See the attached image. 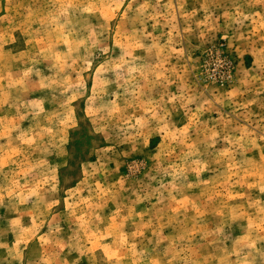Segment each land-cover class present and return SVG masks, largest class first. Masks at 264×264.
<instances>
[{"label":"rangeland","instance_id":"rangeland-1","mask_svg":"<svg viewBox=\"0 0 264 264\" xmlns=\"http://www.w3.org/2000/svg\"><path fill=\"white\" fill-rule=\"evenodd\" d=\"M0 264H264V0H0Z\"/></svg>","mask_w":264,"mask_h":264}]
</instances>
